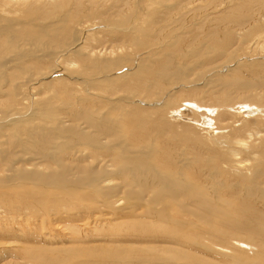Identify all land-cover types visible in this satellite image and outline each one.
Listing matches in <instances>:
<instances>
[{
    "label": "bare ground",
    "instance_id": "obj_1",
    "mask_svg": "<svg viewBox=\"0 0 264 264\" xmlns=\"http://www.w3.org/2000/svg\"><path fill=\"white\" fill-rule=\"evenodd\" d=\"M97 1H101L105 8V3L110 1L112 5L107 6L108 9L117 7V3L121 2L0 0V235L4 232L3 226L8 222L12 225L15 221L13 224L18 225L19 221L25 220L27 225L29 218L25 216L39 218V207H42L47 210V214L44 213L46 217L50 214V220L64 225L48 227L58 232L78 225L82 229L91 221L98 222L103 216L108 221H117L115 224L119 220L128 219L134 226L131 234L142 238L144 255L141 264H197L195 260H199V264H264V91L260 87L264 85L261 84L264 82V58L260 56L262 54H258L259 60L256 56L257 60H253L251 64L256 66L257 74H254L258 77L245 84L242 89L236 85L241 77L236 73L241 71L243 64L236 63L228 68L233 77L219 79L218 81H222L217 84L219 88L198 90L195 84L196 88H192L189 83L192 79H188V73L197 67L199 61L191 66L182 64L184 60L174 64L182 57L172 51L174 47L182 45V27L181 30L170 31V37L165 40L149 33L153 26L156 27L155 32L165 27L163 24L159 26V20L151 23L150 27H129L133 28L129 37L135 40L134 43L136 36L145 35L146 46L142 45L145 46V51L142 48L132 58H128L123 52L127 58L124 56L125 59H121L118 56L121 59L119 62L118 59L110 61L115 56V50L107 49L106 44L100 47L87 45L86 39L92 29L96 30L107 24H99L102 18H99L98 24L93 20L96 17L94 13ZM244 1L253 3L250 2L253 0H237L239 4L221 11L217 20L220 21L223 16L224 24H240L238 26L244 27L245 34L247 30L249 32L257 28L254 32H249L255 35L264 29V24L253 22L258 20L257 11L252 6L245 10ZM82 6L87 7V19L68 25V21L77 15ZM52 13L58 15L46 21ZM246 16L248 19L242 21ZM186 32L185 30L184 33ZM211 33L215 35L218 30L212 29ZM119 35L122 37V34ZM232 40L233 35L227 33L221 46L211 50H217L222 55L223 51L232 46ZM138 45L135 47L140 49L142 46L139 48ZM157 52L162 54L153 57ZM210 52V48L209 52H203L204 57L210 58ZM24 56L23 61L28 58H48L51 66L47 65L45 71L26 72L22 70L24 67L18 70L19 63L15 67L14 62H20ZM70 56L75 60L66 59ZM133 58L136 61L135 68L130 70L127 65L129 70L124 69L123 73L114 75L121 70L123 62H130V59L134 61ZM75 61L84 63L83 66H87L89 72L83 71V66L77 68L78 71L75 68V74L65 73L60 69L58 71L60 63L74 66ZM10 63L18 71L13 72L16 70L14 67L9 71ZM220 70H212L210 74H215V77L218 75L219 78ZM21 72L26 74L18 75ZM52 73L55 77L47 79ZM197 74V78H202ZM17 76L20 81L14 82L13 78ZM70 81H75L81 90L75 89V86L66 88L67 92L72 90L74 93L65 94V103L60 104L62 100L54 104L52 93L55 85L52 83H60L59 88L64 92L65 84ZM109 85L112 89L123 85L126 92L112 96L113 92L105 89ZM36 86L41 91L46 89L45 93L49 90L51 96L47 94L48 97L42 99L41 92L33 91ZM95 89L103 92L99 93ZM143 90L154 95V99L158 97L160 100L166 92L171 91V94H166L164 100L159 101L161 104L158 102L157 105L147 98L150 99L148 104L152 105L143 106L137 99L140 98L138 96H145ZM76 91L85 94L76 95ZM217 91L220 94L224 92L219 103H207L204 100L206 97L213 98ZM181 92L183 98L174 104L175 97ZM39 95L40 101L37 97ZM202 96L204 97L201 99ZM31 101L34 102L32 105ZM60 110L66 114H60ZM167 111L170 118L173 116L172 120L168 118ZM200 113H205L201 119L198 117ZM246 117H250L253 122L250 120L245 127H240L239 122L242 124V121H247ZM177 121H182L178 126L182 130L175 129ZM192 125L206 130L205 136L199 137ZM152 130L159 135L158 141L153 139L150 133ZM165 135L168 136L164 138ZM28 145L36 150L28 153ZM20 149L28 154L21 160ZM245 156L256 157L253 160L258 162L253 166L244 159ZM93 157L100 161L93 160L95 163L92 161L87 164ZM21 161L22 164H19ZM262 175L263 184L258 187L256 180ZM239 183L248 188L254 187V190L238 191ZM217 189L221 191L220 194L216 192ZM94 201L107 214L102 212L98 218L92 216L94 212L90 218L72 215L76 213L74 209L85 208V205ZM36 207L39 211L32 210ZM19 209L24 211L18 215ZM2 222L5 223L2 225ZM40 222L43 223L42 220ZM30 230L27 232L32 234L31 237H24L22 233L23 238L31 239L36 236V231ZM15 231L13 228V232H4L2 235L8 242L0 241V256L5 254L0 257V264H13L10 259L17 253L21 258L26 254L32 255L36 263L43 264L47 258L45 250L21 244L26 239L21 242L8 240L11 239L10 235H17ZM75 233L79 232L71 234ZM68 237L69 235L65 238L66 242H70L67 241ZM70 244L55 245L51 250L55 251L56 257H63L61 254L67 256L66 253L71 252L86 253L92 247ZM194 245L203 247L208 255L198 257L199 253L192 249ZM115 254L117 258L123 256L121 252ZM101 259L102 264L114 262L109 259L108 254L101 255ZM82 262L72 264H95L96 261L87 259ZM124 263L128 262L122 260L114 264Z\"/></svg>",
    "mask_w": 264,
    "mask_h": 264
},
{
    "label": "rangeland",
    "instance_id": "obj_2",
    "mask_svg": "<svg viewBox=\"0 0 264 264\" xmlns=\"http://www.w3.org/2000/svg\"><path fill=\"white\" fill-rule=\"evenodd\" d=\"M244 2H246V1H244ZM250 2H253V3H249V2L245 3L246 4L245 10L246 9H250L251 6L253 8H255L256 11H257L256 14L258 15V18H257L258 20L257 21H253L252 20V21L254 23L258 22V23L263 25L264 24V17H263V15H264V0H253V1H250ZM97 3L98 4H97V7H96V12L94 13V16H96V17H94L93 20L95 21L96 24H98V22L100 21L99 18H102L101 21L102 20L103 21L102 22L100 21L99 24L104 25V24H106V22H107V24L104 25L105 28L104 27H102V28L100 27V28H98L96 30L92 29V33L89 34V36L86 39L87 40L86 44L89 45V46L98 45L99 47H100V45L104 46V44H106L105 46H107V49L113 48L115 50L113 52V54L115 55L114 56L115 58L112 57V60L110 59V61H112V62H114V59H115V61H116V59H118L117 62L121 61L122 58L125 59V57H126L125 54L127 55L128 58H130V57L132 58V57H134V54H136L138 52H141L142 48H143L142 51H145V46H146L145 45L146 44L145 35L136 36V42L134 43L135 40H132L129 37L130 36L129 35L130 32L133 33V28L131 29L129 27H135V26H137V27L138 26L147 27L151 23L159 20V26H162V24H163V26H165V27L162 30H158V31L155 32L156 27L153 26V28L152 27L150 28V30L152 29L153 33H152V31H150L149 33L152 34V35H157V36L161 37L162 38L161 40H165V38L166 39L169 38L170 37V34H169L170 31H172L174 29L181 30V27H182V31H181L182 34H180L181 35L180 39H182L181 40L182 45L179 46V47H176V48L174 47L172 49V51L176 52V55L180 54V56H182V57L185 56V55L186 56L183 57V59H182V57L178 58L174 62V64L184 60V62L182 64H185V65L188 64V65L191 66L192 64L196 65V63H198V61H199L197 67L195 66V68L191 72L188 73L189 74V76H188L189 78L188 79L189 80L192 79V80L189 81V83H191L192 88L195 87L194 84L198 87L197 88L198 90H200L201 88H203V90H204V88H206V89H208V88L209 89L210 88L214 89V88H217V87L219 88V86L217 84L222 83V81L221 82L218 81L219 79H221V78L222 79H229V78L233 77V74L228 70V68H231V67L235 66L236 63L243 64L241 67L239 66L240 68H242V69H240L241 71L236 73V74H240V76H241V77H239V80L236 82V85L238 84L239 87L241 86V89L244 87L245 84H249L250 82L255 81L256 78L258 77V75L254 74V73L257 74L256 66L255 65H251V64H253V60H257V59L259 60L260 56H263V58H264V38H263L264 37V34H263L264 33V29H262L259 32H256L258 35L257 34H255V35L254 34H249V32L252 33L257 28L254 31L250 30L248 32V30H247L246 34H245V32L243 31L244 27L241 28V27L238 26L240 24H237L235 22H231V23L227 22L228 24L227 23L224 24L223 16H222L220 21L217 20V17H218V15H219V13L221 11H226V10H228L230 8L236 7L239 4L237 2V0H128L127 2H126V0H121V2L117 3V7H112L110 9H108V7H107L109 5H112V4H110V1L105 3L106 4V8H105V6L101 5V1H97ZM130 8H132V9H130ZM84 10H85V12H83ZM256 11H254V12H256ZM86 13H88L87 7L86 6H82L81 10L77 13V15L74 16L72 19H70L68 21V25L71 26V24H75L76 22L81 23L82 20L84 22L87 19V14ZM56 15H58V13L57 14L52 13V15H50L45 20L46 21L47 20H51ZM221 15H223V14H221ZM259 16H260V18H259ZM247 19H248V16L243 18L242 21H246ZM131 20H133V21H131ZM242 21H240V23ZM154 25H155V23H154ZM108 26H110V28ZM122 26L124 28H122ZM262 27L264 28V25ZM127 29H129V32H127L128 31ZM212 29L213 30L217 29L218 33L215 34V35L212 34L211 33ZM185 30L188 33L187 32L184 33ZM124 31H126V32L124 33ZM227 33L233 35L232 46L227 48L226 51H223L221 53L222 55H220L219 52H216L217 50L216 51L215 50H211L213 48L221 46L220 44L223 41V37L226 36ZM259 33H260V35H259ZM119 34H122V37H119V36H121ZM124 36H125V39H124ZM212 36L214 37V39H212L213 38ZM254 36H256V37H254ZM257 36H259V37H257ZM140 38H141V40H139ZM149 38H151V37H149ZM256 38H257V42L258 43L256 42ZM123 39H124V41H123ZM121 41H122V43H121ZM127 41H129V42H127ZM132 41H133V43H132ZM139 41H141V43H139ZM251 42H253V44ZM255 42H256V44H255ZM128 43H130L131 45L128 44ZM117 44H119V45H117ZM134 44H136V45H134ZM137 45H138V47L139 46L141 47L142 45H145V46H142L141 48L139 47L140 49H138L137 47H135ZM119 46H121V48ZM148 46H153V45H147V47ZM127 47H128V50L131 51L130 53H129L128 50H126ZM117 48H119L118 50H120V52L117 50ZM209 48H210V51H212V52L209 53L210 55L208 54V56L210 58H206L207 56L204 57L203 52H209ZM88 49H89V47L87 48V50ZM123 52L125 54H123ZM196 52H197V54H201V55L198 56V57L195 56V55H197ZM211 53L214 54L213 55L214 57L211 55ZM39 54H40V52H39ZM129 54L131 56H128ZM161 54L162 53H158L157 52V54L154 55L153 57H155V56L158 57ZM258 54L259 55L262 54V55L259 56ZM248 55H250V56H248ZM118 56L121 59H119ZM242 56L243 57L247 56L249 58H246V57L242 58ZM232 57L237 62H235V60ZM71 58H73V59H71ZM228 58H230L233 61L229 60ZM263 58H261V59H263ZM24 59H25V56L20 60V62H14V63H15V67L19 63L18 64L19 66L17 67L18 70H19L20 67H24V68H22V70L24 69V71H26V72H29V71L31 72L33 70H36V71L37 70H39V71L40 70H44L45 71L47 69L46 66L50 65V63H51V61H49L50 59L45 58V57H41L40 58L41 60L40 59H37V60L36 59H31L30 60L28 58V59H26V61H23ZM66 59L75 60V58L73 56L66 57ZM244 59H246V60H244ZM130 60L132 61V59H130ZM133 60L134 61H132V62L131 61L127 62V63L123 62L122 63L123 67H121L122 65L120 66L121 70L115 72L114 75L123 73L125 70H129V69L131 70L132 68H135L136 66H134V65H135L136 61H135L134 58H133ZM190 60H192V61H190ZM226 60H228V61H226ZM190 62H192V63H190ZM201 62H202V64H201ZM47 63H49V64H47ZM131 63H133V64H131ZM10 64L8 65L9 71L12 70L11 67L12 68L14 67L13 64H11L12 66ZM60 64H61V67L60 68L58 67V71L60 69L61 71L64 70L65 73H71V74H73L76 71L75 68L79 69L80 66L84 65V63L78 62V61H75L74 66H72V65L71 66L70 65L66 66V65H64L62 63H60ZM27 65L30 66V67H27ZM127 65H129L130 68ZM224 65L226 67H224ZM227 65H229V66H227ZM50 66H48V69H49ZM15 67H14V69H16V70H14L13 72L18 71L17 68H15ZM26 67H27V69H25ZM83 67L81 68V69H83V71L89 72V69L87 68V66H83ZM226 68H227V70H226ZM78 69H77V71H78ZM218 69H221L219 71V73H218V74H220L219 78H217L218 75H216V77H215V74H210L212 70H217V72H218ZM66 70H69V71H66ZM26 72L25 73L21 72L18 75L21 76V74H22V76H23L24 74H26ZM197 73H199L202 78H200V76H199V78H197V76H196ZM208 74H210V76H208ZM118 76H120V75H118ZM212 76H213V78H212ZM221 76H224V77H221ZM18 77L19 76H17V78H15V77L13 78L14 82H19L20 81V78H18ZM49 77L53 78V77H55V74L54 73L50 74L49 76H47V79H50ZM261 78H263V77H261ZM185 79H187V77ZM15 80H17V81H15ZM212 80H214V81H212ZM209 82H211V84ZM72 83H74V84H72ZM262 83H264V82H261V84ZM52 84H53V86L55 85L54 90L56 91V92L53 91V93H52L53 94V98H54L52 100V102L54 104H56V103L58 104V102L59 101L61 102L62 100L63 101L60 104L65 103V101H64L65 94H71V92L74 93V91H72V90H71V92H70V90H69V92H67L66 88L69 89V87L75 86V89L81 90L80 86L76 85L75 81H73V82L70 81L68 84H65L67 87L65 86V90L66 91H64V92H66V93L62 92L63 89L61 87L59 88V86H61L60 83H59V85H58L57 82L56 83H52ZM57 85H58V88H57ZM179 86H181V85L177 84V87H179ZM37 87L38 86H36V89L33 90V91L34 92L36 91L38 93L41 92L40 95H41L42 99L43 98L46 99L48 97V95H50V93L48 92L49 90H47V92L45 93L46 89L45 90L43 89V91H41V88H37ZM46 87L48 89V86H46ZM260 87L264 91V85H261ZM179 88H181V87H179ZM105 89L111 90L113 92L112 96H116L117 94L119 96L120 93L125 94V92H126L125 89L123 88V85H117L115 87V89H112L111 86L109 85V87H107ZM241 89L238 91L239 95L241 94ZM57 90H59V92H57ZM60 90H61L62 93L60 92ZM96 91L99 92V93L103 92V90H101V89H98ZM56 93H57L58 96L55 97ZM142 93L145 96H138L140 98H137V99L140 100V101H138V103H140V105L143 104V106H144V105H152L153 103H156V105H157L159 101H161V100L163 101L164 100L165 96H167L166 94H169V93L171 94V91L170 92L169 91L166 92V94L164 93L165 96L163 95L161 100L158 97L157 98L159 100H157V98H155L157 101L154 99V95H151V93L146 92V90H143ZM77 94L82 95V94H85V93H83L82 91H76V95ZM178 94H177L178 96L175 97L176 101H175L174 104H177V102L181 98H183L182 97V92L178 93ZM40 95L37 96L38 99H39ZM223 96H224V92H223V94H220L217 91L213 95V98L212 97H206L204 100H207V103H215V104H217V103L220 102V99ZM16 97L19 98V96H16ZM37 97H35V98H37ZM185 97L188 98L187 95ZM203 97L204 96H202L200 98L202 99ZM17 98H15V99H17ZM147 98H150L151 100L147 99ZM149 100L152 101V104H148ZM154 100H155V102H154ZM39 101H40V99H39ZM143 102H146V103H143ZM33 103L34 102L31 101V105ZM159 103L161 104V102H159ZM201 103H203V102H201ZM253 105L255 107H257L256 104H253ZM60 112H61V110H60ZM60 114H66V113L65 112L64 113L61 112ZM167 115H168V118H170L169 117L170 115H169L168 111H167ZM204 116H205V113L204 114L200 113V115H198V117L200 119L202 117H204ZM172 118H173V116L171 115L170 120H172ZM246 118L248 120L247 121H242V124H241V122H239L240 123V125H239L240 127L241 126L245 127L246 123L251 120L250 117H246ZM238 119H241V118H238ZM251 121L253 122V120H251ZM180 122L182 123V121H179V122L177 121L176 122V123H178V125L176 124L177 128L175 127V129L182 130L181 128H178ZM192 126L196 128L195 132L198 134L199 137L205 136L206 130L199 129L198 127H196L194 125H192ZM150 133L152 134V137H153V139L155 141L159 140V135H156L155 131L152 130ZM167 136L168 135H165L164 138H166ZM27 147H28V153H33V150L34 149L36 150V148H32V146H30V145H28ZM79 147H81V146L79 145ZM30 148H32V149H30ZM192 149L194 150L195 148H192ZM23 151L22 150L19 151L20 160L22 158H26V156H28V154L24 153ZM194 151H196V149ZM174 152H177V151L175 150ZM30 155H32V154H30ZM96 157H95V159H96ZM190 157H191V155H190ZM241 157H242V155H241ZM95 159L93 157V159H90V161H87L86 163L88 164L89 162H92ZM244 159L249 164H251L253 166L255 165V163L258 162L257 160H253V159H256V157L248 158V157L245 156ZM262 159L264 160V158H262ZM42 160H43V162H46V161H44V159H42ZM80 161H81V159H80ZM95 161L99 162L100 160H95ZM95 161H93L92 163H95ZM19 164H22V161ZM14 165L16 166L18 164H14ZM43 165H45V163ZM262 177H263V175L256 180V185L258 187L263 184ZM116 180L119 181L118 178ZM253 190H254V187H249L248 188L243 183H239L238 184V191L251 192ZM216 192L218 194L221 193V191L218 190V189L216 190ZM92 203H89V205L88 204L85 205L84 206L85 208L78 207L77 209H74V212H76V213H74L72 211L71 213H74L72 215L75 216V217H82V218L83 217H86V218L89 217L90 218L91 214L94 212L92 216H96L98 218L99 214L100 213L102 214V212L107 214L105 212V209H103L101 206H99V203H97L96 201H94ZM19 210H17L18 215H19V212H23L24 211V209L23 210L19 209ZM32 210H38V209L36 207L35 209H32ZM39 210H38L39 213H41L39 218L38 217H34V216L31 217L30 215L25 216V218L26 217L29 218V219H27V220H29L27 225H26V222H24L25 220L23 222L19 221L17 223L20 227L18 225L13 224L15 221L12 222L13 226L11 225V222H8V224H6V226H3L2 231L4 230L5 233L6 232H13V228H14V230L16 229V231L19 232V234H18V232L15 231L14 233L17 234V235H10L11 239H8V240H13L11 242H15V241L16 242L17 241L21 242L22 239H26V240H23V243H21V244L33 245L35 247L37 246L41 250H45L46 252L44 254L46 255L47 258H46V260H45V262L43 264H72L74 262H80L81 263L82 261L84 262L87 259H89L90 261H94V259H95V261H96L95 264H102L101 261L103 259H101V255H103V254H108L109 259L114 261L112 264L121 262L122 260H126L128 262L126 264H141L140 262H141V259L143 258V255H144L143 254V251H144L143 250V248H144L143 246L144 245L142 244V241H141L142 238L135 237L134 235L131 234L133 232V230H134V226L132 225V223L128 219H126V220L122 219L123 221L119 220L118 221L119 223L115 224L117 221H113V220L108 221L107 218L103 216V218H100V220L98 222L96 221L95 223H92V221L90 219L91 223H88L89 225H85L84 227H82V229L78 225L77 227H75V226L72 227L71 226L68 229L69 231L67 229H65V230L63 229L62 232H58V230L52 231V230L48 229V227H50L51 225H55V224H58L59 226H64V225H60L56 221L50 220V214L46 217L45 214H47V212H46L47 210H43L42 207L41 208L39 207ZM42 217H43V219H42ZM100 217H102V216H100ZM104 219H105V221H104ZM32 220L35 223L32 222ZM40 220H42L43 223L40 222ZM102 220H103V222H102ZM3 223H5V222H2V225H3ZM32 223H34V224H32ZM0 224H1V221H0ZM30 224H32L31 225L32 227L30 226ZM40 224H42V226ZM162 224L166 225L165 223H162ZM25 225H26V228H24ZM28 225L31 228L28 227ZM117 225H119V226H117ZM199 226H200V224H198L197 228H199ZM8 227H9V229H8ZM10 227H13V228H10ZM0 228H1V225H0ZM32 228H34V229H32ZM21 230H24V231L20 232ZM29 230L30 231H36V233H37L36 236L31 238V239H27V238L31 237V235H32V234L30 235V233L27 232ZM191 230L193 231L194 228L191 229ZM196 230H198V229H196ZM49 231H50V233H49ZM75 231H77L79 233H75V234L72 235L71 233H73ZM4 232H3L2 235L5 234ZM22 233H24V234L26 233L25 234L26 236L24 234H23V236L27 237V238H23ZM2 235H0L1 236L0 237V241L2 240V241H5V242H8L7 239H4L2 237ZM40 235H41V237H40ZM67 235H69V237L67 238V241H70L74 245H84V246L91 245L92 247L86 253H83V252L72 253L69 250L71 253H66V254H68L67 256L61 254L63 257H56L55 256V254H56L55 251L51 250V249L55 245L57 246V245L61 244L60 246H63V245H66L67 243L70 244V242H66V240H65ZM14 236H17V237L15 238ZM64 241H65L66 244H64ZM180 243L186 244L185 242H182V241H180ZM192 249H193L194 252L199 253L197 255L198 257H203L204 255H208V253L206 251H204L203 247H198V246L194 245ZM120 252H121V255H123V256H119L121 258H117L118 256L115 253L120 254ZM63 253H65V252H63ZM4 255L5 254H3L2 256H4ZM89 255H96L97 257L92 258ZM2 256H0V257H2ZM208 257L211 258V256H208ZM10 261H12L11 263H13V264H28V261H30L29 264H38V263L35 262V259H34V257L32 255H27L26 254V255H24V258H21V256L18 255V253L13 259H10ZM198 261L199 260H195L194 262L197 263V264L201 263V262H198ZM40 264H42V262ZM205 264H209V263H205Z\"/></svg>",
    "mask_w": 264,
    "mask_h": 264
}]
</instances>
